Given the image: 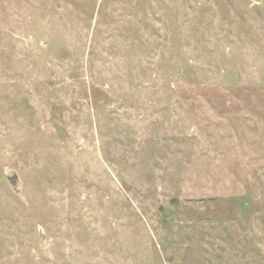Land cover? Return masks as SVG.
I'll return each mask as SVG.
<instances>
[{
	"label": "rangeland",
	"instance_id": "rangeland-1",
	"mask_svg": "<svg viewBox=\"0 0 264 264\" xmlns=\"http://www.w3.org/2000/svg\"><path fill=\"white\" fill-rule=\"evenodd\" d=\"M0 264H264V0H0Z\"/></svg>",
	"mask_w": 264,
	"mask_h": 264
}]
</instances>
